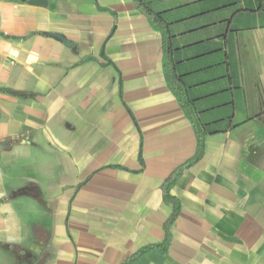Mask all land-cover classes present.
<instances>
[{"label":"crops","instance_id":"crops-1","mask_svg":"<svg viewBox=\"0 0 264 264\" xmlns=\"http://www.w3.org/2000/svg\"><path fill=\"white\" fill-rule=\"evenodd\" d=\"M143 2L169 70L134 0H0V264H264V0Z\"/></svg>","mask_w":264,"mask_h":264},{"label":"trees","instance_id":"trees-1","mask_svg":"<svg viewBox=\"0 0 264 264\" xmlns=\"http://www.w3.org/2000/svg\"><path fill=\"white\" fill-rule=\"evenodd\" d=\"M136 5L138 6V8H140V10L146 15V17L156 26L158 27V29L160 30V32L162 33V37H163V48H164V60H165V65L168 68V70L170 69V63H171V46H170V36H169V32L167 29V26L161 21V19H159L154 13H152V11L146 6V4L143 2V0H134ZM201 154V146L198 147L196 154L194 155V157L192 159H190L187 163L181 165L180 167H177L162 183L161 185V190H162V194L164 199L168 200L170 199V195H169V188L170 186L174 183L177 175L183 170L185 169L188 165H190L192 162H194L195 160H197L199 158ZM176 209H173V212L168 220V224L171 223V221H173L175 215H176ZM167 240V238H166ZM167 242V241H166ZM146 250V248L140 249L138 251V253H136L135 255L129 257L128 259H126V261L123 264H127L129 261L137 258L138 256H140L144 251Z\"/></svg>","mask_w":264,"mask_h":264}]
</instances>
